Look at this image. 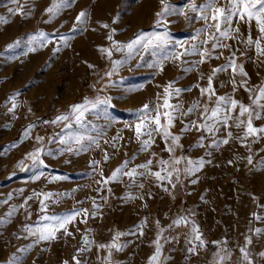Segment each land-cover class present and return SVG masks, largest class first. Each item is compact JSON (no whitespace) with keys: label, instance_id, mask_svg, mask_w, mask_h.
Returning <instances> with one entry per match:
<instances>
[{"label":"rangeland","instance_id":"374dc122","mask_svg":"<svg viewBox=\"0 0 264 264\" xmlns=\"http://www.w3.org/2000/svg\"><path fill=\"white\" fill-rule=\"evenodd\" d=\"M205 2L165 0L168 14L158 18L156 14L163 7L160 0H73L49 20L45 9L53 0H0V107L10 112L0 124V264H9L14 258H19L20 264H63L64 261L75 264L73 256L81 264H148L156 249L154 241L158 233L161 253L156 264H188L185 257L190 247L201 258L191 264H212L211 260L215 259L219 264H242L240 251L230 252V257L220 261L227 250L241 248V225L231 230L236 242L229 240L233 209L246 212L244 235L251 238V243L246 245L251 264H264V256L260 255L264 253V164L261 163L264 132L244 136L247 113L240 117L245 123L239 127L234 119L228 121L227 127L219 123L213 132L198 127L204 122L201 113L205 104L211 109L217 96L223 95L260 112L259 117L253 116L252 123L254 127H264V109L253 104L259 87L264 85V54L257 53L254 44H246L249 25L245 22L239 23V34L233 32L221 38V43L230 47L213 49L214 54L202 63L199 52L185 53L184 49L193 44L211 49L212 41L207 45L200 43L206 38L205 33L197 36V30L205 24L198 18L199 5ZM226 3L227 0H216L217 6ZM13 8H22V13L10 12ZM81 10L101 15L102 25H92L90 32L79 31L82 27L73 30L75 17ZM70 21L72 26L68 28ZM232 26H237L235 18ZM113 28L116 29L113 40L120 42L119 45L107 39ZM39 32L49 37L43 47ZM154 32H167L168 42L147 50L138 47L129 55L126 45L130 40L141 33ZM207 32H214V28ZM60 35L69 37L67 44L59 41ZM251 35L253 39L260 35L255 21ZM30 36L36 37L31 45ZM17 40L19 43L13 48L7 47ZM261 44L264 46V38ZM121 45L123 50L116 51ZM30 46L35 51H28ZM101 47L111 48L112 56L102 52ZM177 52L182 53L179 58L175 57ZM233 52L247 75L238 70L233 73L231 67H225L213 76L215 94L211 99L207 93L201 95L200 89L207 88L212 70L227 65ZM114 60L123 62L113 75L106 76ZM158 60L163 62L162 70L156 64ZM60 64L78 71L60 77L56 74ZM169 81H174L170 91L175 88L182 91L178 95L172 92L169 97L172 108H165L164 94ZM17 92V107L10 111L9 98ZM104 97H110L111 102L88 110L82 120H76L71 105L82 103L85 98L103 100ZM196 101L199 106L188 112ZM260 103L264 104V99ZM145 104L150 109L146 114L138 111ZM158 105L160 113L168 111L174 117L170 132L180 137L182 147L174 145L172 140H151L147 149L140 150L135 124L142 115L154 117ZM176 105L180 107L176 109ZM61 114L68 119L52 123ZM231 116H239V106L231 111ZM160 118L161 124L167 122L163 115ZM193 121L197 126H193ZM148 123L154 126L155 121ZM29 124L34 127L25 135ZM8 125L16 130L19 127L18 135L6 137ZM228 132L232 133L228 142L221 143L220 139L227 137ZM76 135H84L85 140L71 143L61 140L62 136ZM37 136L43 139L38 141ZM88 136L97 137L99 146L89 144ZM201 136L204 137L202 145L198 143ZM213 140L217 144H211ZM81 143L86 151L80 147ZM169 147L174 150L169 152ZM36 148L43 150L38 154L39 159L33 161L27 154ZM174 157H184L175 163L178 178L177 172L167 177V172L172 170L171 163L164 166L159 163L172 161ZM187 158L193 161L203 158L204 165L186 174ZM93 160L99 163H90ZM126 160L128 164L116 180L102 183ZM149 160L151 171L136 167ZM134 167L137 172L134 177L123 174ZM162 167L166 170L161 171ZM157 171L166 178L159 180L153 174ZM182 183L188 186L189 210L185 217L198 226L200 222L203 224L199 229L203 242L205 229L215 231L216 246L212 252H204V243L181 236V230L175 235L165 230L163 207ZM43 193L52 194L45 199L46 209L41 208L43 195H37ZM80 209L88 210L87 217L80 212L66 225L67 234L59 229L56 237L48 242L28 241L25 248L14 250L12 244L19 233L26 231L25 225L51 223L44 217L62 216ZM93 212L96 214L92 215ZM117 232L123 235L116 237ZM85 237L92 242L90 245L85 244ZM102 244L121 247L113 246L109 250L100 248Z\"/></svg>","mask_w":264,"mask_h":264},{"label":"snow or ice","instance_id":"6c2138e0","mask_svg":"<svg viewBox=\"0 0 264 264\" xmlns=\"http://www.w3.org/2000/svg\"><path fill=\"white\" fill-rule=\"evenodd\" d=\"M15 2V0H13ZM73 2V0H53V3L45 9V12L49 14L48 18L51 20L54 16H56L59 11L63 7H67ZM161 4L163 5L162 9L160 12H157V17L158 18H163L165 15L168 14L169 11V6L165 3V0H160ZM193 9L196 8L195 5H192ZM10 12H21L22 13V8H13L9 9ZM30 15V13H28ZM198 18L203 19L205 21L204 26L197 30V36H199L201 33H205L206 38L201 40L200 43L207 45L209 41H212L211 44V49L205 47V48H199L196 44H193L191 48L184 49V52H199L200 54V61L203 62L207 57L213 55L214 53L212 52L213 49L220 48V47H230V45L223 44L221 43V38H227L232 35L233 32L239 34L240 29H239V23L240 22H245L249 25V35L246 40L247 45H255L257 53L264 54V46L261 44L262 38H264V0H227V3L222 5V6H217L216 0H206L205 3L199 5V13H198ZM235 18V23L236 27L233 28V22ZM88 19V13L85 10H81L75 17V23L73 24L72 28L75 30L79 25H82L87 22ZM211 21V22H209ZM255 21L256 28L259 32L260 35H258L255 39H253L251 35V25L252 22ZM157 23H159V19L157 20ZM104 27H108L107 24L103 25ZM209 28H214V32H207V29ZM116 29H111V32L109 33L107 39L109 41H112L113 45H119L120 42L114 41L112 34L115 33ZM39 37L42 39L40 40V46L43 47L44 43L49 40V37L44 33V32H39L38 33ZM197 37H193V40H196ZM234 38H239L234 37ZM69 37L66 35H60L59 41H63L65 44H67ZM36 41L35 36H30L29 37V44ZM168 42V36L167 32L165 33H141L140 35H137L135 39L130 40L127 45V51L129 55L133 53L134 51L138 50V47H142L145 50H147L150 46L155 48L158 46H162ZM19 40L8 44V48H13L15 44H18ZM123 45L120 47H116V51H122L123 50ZM102 52H106L109 57L112 56V49L111 48H104L101 47L100 49ZM28 51H35V48L29 47ZM54 51H58V49H54ZM243 54V53H242ZM182 55V53L177 52L175 53V57L179 58ZM171 57H165V59H168ZM122 60H114L112 62L111 70L106 72V76H111L113 73L118 69V66L122 63ZM156 64L159 66V68L162 70L163 68V62L162 61H157ZM92 65H90L91 67ZM225 67H231L233 73L237 72V70L244 76L247 75V73L244 70V67L242 64H237L235 60V53L233 52L231 56L229 57V61L227 65H221L218 66L217 68H214L212 70V75L208 76V84L207 88H201V95L207 93L209 96V99L215 94V89L213 87V76L215 75L216 72L218 71H223ZM184 70H190V69H184ZM110 82V81H109ZM174 83V81H169V87L165 88V99H164V107L165 108H172V106L169 104V97L171 96L172 92H174L176 95H178L182 89L180 88H175L172 91H170V86ZM233 91H235V85L236 81L233 79ZM241 83H245L244 81H241ZM248 91H252L251 89H248ZM19 93L13 94L9 99L12 101V107L9 109L10 111L15 109L17 107L16 104V96H18ZM264 99V85H261L255 95V99L253 100V104L258 105L261 109H264V104H261L260 101ZM111 102L110 97H104L103 100H100L99 98L95 100H89L88 98H85L82 103L78 104H73L71 105L72 109V114L75 115L76 120L79 122L82 120L84 117L85 112L88 110H96L98 109V106L100 104H109ZM199 106V102L196 101L194 102L188 109V112L193 111L196 107ZM237 106H239V116L232 117L231 116V111L235 109ZM180 105H176L175 108L178 109ZM159 105L157 106V111L156 115L153 116H147V115H142L139 119L138 122L135 124V132L137 135V138L140 139L141 141V149L140 150H145L150 146V141H151V132L152 131H162L163 137L165 138V141L169 138H171L172 142L176 146L182 147V145H179V140L180 137L177 135L172 134L169 131L170 126L173 123L174 117L170 114V112L165 111L163 113H160L158 111ZM142 113H148L150 111L149 105L145 104L142 106V109L138 110ZM245 113H247V123L246 127L244 130V136H251L255 135L258 132H264V127L257 128L253 126L252 119L253 116L259 117L260 112H255L249 105L243 104L241 101L236 100L235 98H231L228 95H223V96H217L215 105L209 109L208 105L205 104L204 106V111L201 113V116L204 117V122L199 123L198 127L201 129H204L209 132H213L214 128L217 127L219 123H222L225 127L228 126V121L230 119H234L237 122V126L239 127L241 124H244L245 121L242 120L240 117L243 116ZM187 115V113H184ZM161 115L166 117L167 123L166 124H161ZM68 116L65 114L58 115L52 123H56L58 121L62 120H67ZM155 121L154 126H150L148 122L150 121ZM211 120V123H208V121ZM193 126H197V122L193 121L191 122ZM34 127V125L29 124L28 127L25 129V135L29 134V130ZM188 125H185V130L187 129ZM142 129H146V131H142ZM183 131V130H182ZM147 135V139H143L142 137ZM232 133L228 132L227 137L221 138L220 142L221 143H227L228 142V137H231ZM36 139L38 141L42 140L43 138L40 136H37ZM114 140L117 138H113ZM204 137L201 136L199 138L198 143L202 145ZM62 141H66L68 143L73 142L75 140L76 142H80L85 140L84 135H76L75 137H61ZM87 141L89 144H97L98 145V138L95 136H88ZM211 144L215 145L217 144V140L211 141ZM15 146V145H13ZM80 147L83 150H87V148L84 146V144H80ZM42 148H36L33 152L28 153L33 161H36L39 159L38 154L42 151ZM174 149L172 147L168 148L169 152H172ZM71 151V149H69ZM154 155V153H153ZM105 160L108 159L107 154H105ZM180 159H184V157H174L172 161H164L160 160L159 163L164 166L169 163H171L172 170L167 172V177H171L172 172H177V178H178V173L179 170L176 169L175 163H177ZM249 163L252 162V157H248ZM92 164H98L99 161H90ZM151 160L145 162L143 165H137L136 167H143L147 169L148 171H151L150 165H151ZM231 163V161H229ZM264 164V161L261 162ZM128 161H124L121 165H119L116 169L113 170L111 176L107 177L102 183H107L110 180H116L118 178V175L122 173V170L127 166ZM187 167H185L184 172L186 174H191L195 171H197L199 168L203 167L204 165V160L203 158H199L197 161H193L191 158H187ZM136 167L129 169L126 173H123L129 177H134L137 175L136 172ZM162 167L161 171H165ZM161 171H157L153 173L159 180H163L166 177L161 175ZM140 175H144V173H139ZM101 175L103 173L101 172ZM57 177H52V179H56ZM195 182V181H193ZM99 190V189H98ZM110 191V189H109ZM37 195H43L44 199L41 200V208L46 209L47 205L45 204V199H47L49 196H51V193H43V194H37ZM106 199V198H105ZM80 212H83L85 214V217L88 215V210L87 209H80L79 212L73 210L65 215L62 216H52L48 217L45 216L44 218L46 220L52 221L51 223H45V224H38L35 226H30V225H25V230L28 232L29 235L31 236H38L37 240H34V242H39V241H44V240H51L56 237V233L59 229H64L65 233L67 234V228L66 225L72 221L77 215L80 214ZM96 213L93 212L92 215H95ZM259 218V217H257ZM188 223V220L185 217H179L176 220H174L173 223L175 224H180L181 222ZM192 224V233L194 234V239L200 241V244L203 245V240L201 239V233L199 232V226L196 225L195 221H191ZM162 231V230H161ZM257 232L260 231V229L256 230ZM141 234H142V229H141ZM116 237H119L123 235V233L117 232ZM158 239L157 241H154L156 244V249L155 252L153 253L152 256L149 257V262L148 264H156L157 258L159 257L161 253V245L159 244V233L157 234ZM115 240V237H114ZM246 245L251 243V238L250 237H245ZM92 242L87 240L85 237V244H91ZM218 243V242H217ZM115 246L117 249L121 247L119 244H109V245H99L100 248H108L109 250ZM195 249L193 247H190L188 249L189 252H193ZM23 251V249L21 250ZM77 251H81V249H77ZM240 252L242 254V264L244 261H247L248 264H251V259L248 251L246 250V246H242L240 248ZM230 253H226V255L220 256V261H223L229 256ZM260 255L264 256V253H260ZM75 261V264H81V261L77 259L76 256H73L72 258ZM107 262V258H106ZM9 264H20L19 258H14L13 260L9 261ZM63 264H68V261H64Z\"/></svg>","mask_w":264,"mask_h":264},{"label":"built area","instance_id":"2783aa9c","mask_svg":"<svg viewBox=\"0 0 264 264\" xmlns=\"http://www.w3.org/2000/svg\"><path fill=\"white\" fill-rule=\"evenodd\" d=\"M77 71H78L77 68L71 70L66 64H60V66L56 70V74L62 77L64 75L76 73ZM9 115L10 112L0 107V124H1V119ZM187 193H188L187 184L186 183L180 184L179 189L176 191L175 195L171 199H169L163 207L162 216L163 219L165 220V230L170 235L177 234L182 228H185L186 230L192 229L191 221L185 217L189 210ZM179 217H185L188 220V223H184L183 221L181 222V224L173 223L174 220H176ZM229 240L232 243L236 242V236L232 231H230ZM215 246H216L215 231L213 229H205L204 252L205 253L212 252ZM117 256L118 254H116V257ZM185 260L188 264H191L192 262L194 263L201 261V258L198 256L196 250H194L193 252L188 251L186 253ZM97 264H99V262H97Z\"/></svg>","mask_w":264,"mask_h":264},{"label":"crops","instance_id":"0c3cea01","mask_svg":"<svg viewBox=\"0 0 264 264\" xmlns=\"http://www.w3.org/2000/svg\"><path fill=\"white\" fill-rule=\"evenodd\" d=\"M97 17V19H96ZM113 18V17H112ZM111 18V20H112ZM102 16L101 15H94V14H88V19H87V22L82 24V25H79L78 27H82V29H79V31H84V32H90L92 31L91 29V26L92 25H102ZM115 20V19H114ZM110 21V19H109ZM108 22V21H107ZM74 24V23H73ZM72 26V23L71 21L70 22H67V27H71ZM169 29H170V26H169ZM166 95V94H164ZM167 122H163V124H166ZM171 128H169V131H170ZM6 133H7V136L6 137H10L12 138L14 135H18V133L20 132V128L18 127L17 130L15 129L14 126H7V128L5 129ZM151 140H165V138L163 137V133L162 131H152L151 133ZM168 140H171V138H169ZM248 213V212H247ZM246 212H244V210H240V209H233L232 211H230V231L233 230L235 227H237L238 225H241V238H240V244H241V247L242 246H246V241H245V219H246ZM181 224V223H180ZM200 228L201 229L203 227V224L200 222ZM183 229V228H182ZM181 229V236H184L185 238H193L194 237V234L192 233V229L189 230V231H185V230H182ZM38 239V236H31L28 234L27 231L23 232V233H19L17 235V238L14 240L13 242V248L14 250H18L20 249V247H26L25 245V242H33L34 240H37ZM46 242L50 241V240H44ZM43 242V241H42ZM28 247V246H27ZM34 246L33 245H30V248H33ZM236 251H240L238 250L236 247H232L230 249V251H226L225 253H223V255H226V253H230V252H233L235 253ZM227 257H230L227 256ZM212 264H219V261L218 260H211Z\"/></svg>","mask_w":264,"mask_h":264}]
</instances>
